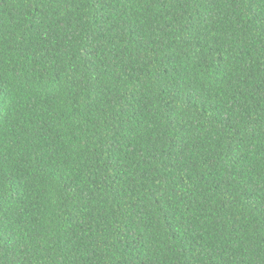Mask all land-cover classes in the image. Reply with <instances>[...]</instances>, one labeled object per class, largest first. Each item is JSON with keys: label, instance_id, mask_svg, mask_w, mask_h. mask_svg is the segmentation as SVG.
Returning <instances> with one entry per match:
<instances>
[{"label": "trees", "instance_id": "obj_1", "mask_svg": "<svg viewBox=\"0 0 264 264\" xmlns=\"http://www.w3.org/2000/svg\"><path fill=\"white\" fill-rule=\"evenodd\" d=\"M0 264H264V0H0Z\"/></svg>", "mask_w": 264, "mask_h": 264}]
</instances>
